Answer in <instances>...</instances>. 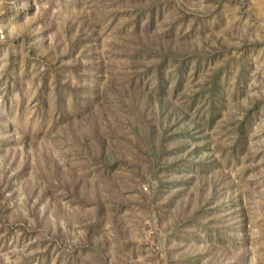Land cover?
<instances>
[{
  "label": "rangeland",
  "instance_id": "rangeland-1",
  "mask_svg": "<svg viewBox=\"0 0 264 264\" xmlns=\"http://www.w3.org/2000/svg\"><path fill=\"white\" fill-rule=\"evenodd\" d=\"M0 264H264V0H0Z\"/></svg>",
  "mask_w": 264,
  "mask_h": 264
},
{
  "label": "built area",
  "instance_id": "built-area-1",
  "mask_svg": "<svg viewBox=\"0 0 264 264\" xmlns=\"http://www.w3.org/2000/svg\"><path fill=\"white\" fill-rule=\"evenodd\" d=\"M6 37V33L3 28L0 27V42H2Z\"/></svg>",
  "mask_w": 264,
  "mask_h": 264
}]
</instances>
